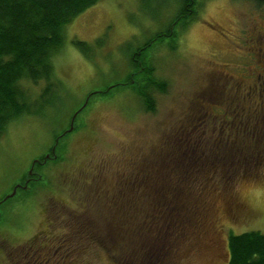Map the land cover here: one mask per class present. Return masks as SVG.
<instances>
[{
    "label": "rangeland",
    "instance_id": "1",
    "mask_svg": "<svg viewBox=\"0 0 264 264\" xmlns=\"http://www.w3.org/2000/svg\"><path fill=\"white\" fill-rule=\"evenodd\" d=\"M172 2L99 0L67 25L64 49L54 63L59 89L0 138V229L9 232L0 233V264H146L139 252L126 253L124 240L123 246L108 242L115 235H107L99 223L113 218L107 197L125 194L158 161L170 170L172 180L165 185L175 184L178 202L186 203L182 213L164 212L165 221L149 227L146 222L159 219L163 209L150 210L148 200L132 214L129 208L117 212L128 226L133 220L129 238L137 240V250L146 253L155 242V264H225L229 233H264V165L254 166L237 154L228 161L214 155L221 137H236L235 126L220 117L232 120L233 102L247 92L239 79L250 80L257 65V44L249 40L258 41L264 32V3L205 0L198 17L176 38H154L169 26ZM73 39L90 46L87 57L71 45ZM147 40L152 41L144 58L166 84L165 92L155 94L153 110H143L144 97L129 88L111 90L92 97L70 123L91 92H102L131 72L130 55ZM42 86L28 85V96L35 99ZM68 125L73 128L64 135ZM199 138L204 154L196 159L203 163L187 167L190 158L180 149L182 141ZM46 154L42 172H31L39 186L17 188L5 199ZM60 155L65 159L56 163ZM142 183L147 184L145 177ZM163 199L162 207L169 201ZM235 207L238 211L230 215ZM40 231L47 246L25 253L18 243L29 247Z\"/></svg>",
    "mask_w": 264,
    "mask_h": 264
},
{
    "label": "trees",
    "instance_id": "2",
    "mask_svg": "<svg viewBox=\"0 0 264 264\" xmlns=\"http://www.w3.org/2000/svg\"><path fill=\"white\" fill-rule=\"evenodd\" d=\"M98 1L99 0H0V138L12 124L17 123L18 120H21L26 115L35 113L40 100L48 98L49 95L55 92V89H59L60 80L55 72L54 63L59 52L64 49L66 42L65 29L73 19L95 5ZM204 1L205 0H173L172 5L175 9L170 24L164 30L155 33L154 38H176L179 32H183L188 25L198 17V10L202 6L201 2ZM250 1L258 5L264 3V0ZM149 41L152 40H147L146 43H143L132 52V55H130L131 72L121 77V79L118 80L119 82L108 85L102 92L92 93L88 99L87 105L90 104V99L92 97L106 95L110 93L111 90L116 91L129 88L131 92L137 96L141 95L144 97V103L142 105L143 110H153L155 94L165 92L166 84L163 80L159 79L158 76H154V67L150 64L148 59L144 58L146 50L150 47ZM70 43L86 57L87 53L91 50L86 42L73 39ZM101 44L102 41H97V45ZM170 44V49L173 50L175 48V43L173 42ZM138 60H142L143 64L139 65ZM138 75H141V77ZM140 78H143L141 82L142 85L136 87L134 82ZM31 83L34 85L43 84L35 99H31L32 95L28 96V92H26L27 86ZM236 94L238 93L236 92ZM111 95L112 94H109V97ZM233 104L234 107L231 110L234 114L233 117L237 120H234L232 125V121L227 125L235 126L233 132L236 134V137H232L230 140L225 141V137H221L220 142L217 143L214 155H225V159L228 161L231 155L234 156L237 154V156H244V161H252L251 163H254V166H262L264 165V98L258 94L244 93V95H241V98L239 95ZM226 128L229 127L226 126L225 129ZM238 133L241 140L237 137ZM200 139L201 138H199V141H189L188 143L182 141L184 146L180 149H182L185 157L190 158V160L186 162L190 163V165L185 164V166L191 167V164H193L195 166L199 165L200 167L203 163V159H196V154H204V152H199L198 150L200 149L199 146H202ZM50 152H53V149L49 150V154ZM188 154H194V157L191 158ZM260 157H262L263 161ZM44 158L45 155H42V158L33 165L32 171H36L37 169L42 172V165L48 162L47 160L45 161ZM64 159L65 158L60 155L57 157L58 161H55L58 163L60 160ZM34 176L33 174L31 178L34 179ZM39 177V179H41L40 175ZM143 177L147 179V184L142 183ZM141 178L139 182L138 179H135L134 186H131L129 188L130 190L124 191L125 194L122 192L119 196L107 197L110 198V200H107L110 205L109 214H113V218L108 219L110 223L100 222L99 224L101 225L100 229L104 230L107 235H115V239L112 240L110 237L111 240L108 239V242L118 243L123 246L124 240V249H126V253L129 252L134 254L139 252L136 255L138 256L140 254L139 257L143 259L142 263L155 264V255L152 253L155 251V242L153 246H148L146 253L137 250V240L134 242L129 238L132 236L133 232H135L132 227L133 220L131 219V223L128 226V220L120 218L117 214L118 210L129 208L132 214L133 211H138L137 207L140 203H144L145 200H148L147 202L151 205V207L149 206L150 210L157 211L163 209L158 215L159 219L155 221V218H150L148 222H146V226L150 227L154 226L156 223L161 224V222L165 221L164 217L162 219L160 216L164 212L170 216L179 215L178 213H182L183 211L182 206L186 203L183 201L180 205V202H178L176 197L179 195L176 194L178 190L175 184L165 185L169 179L172 180L170 170H165V167L162 163H159V161L156 169L149 170L148 173ZM24 179L25 175L22 177L21 183L24 182ZM39 181L40 180L36 183H34V181H29L28 185L29 187L31 185L30 188L33 189L34 186H39ZM180 181L181 178L176 179L174 182ZM42 186L45 187L44 185ZM140 187H143V189L140 190ZM138 191H140V193ZM135 192H137L138 195H134ZM30 196L33 197L32 195ZM148 198H150L151 201ZM160 199H169V201L167 200L164 202L167 207L159 205ZM185 209L187 208L185 207ZM113 223L116 227L113 226ZM87 227L89 228L88 224ZM3 230L4 229H0V233H2ZM6 231L7 228L4 232ZM6 234H9V232H6ZM43 235L44 233H41V231L37 233L28 241L29 247H26L27 242L18 244L22 245V249L25 247V253L29 249L35 248L37 245L40 247L43 245L47 246L46 241H48V238L46 235L45 237ZM226 245L227 261L225 264H264V233L258 231H249L239 234L229 233ZM147 254L150 257H146ZM138 261H140V258Z\"/></svg>",
    "mask_w": 264,
    "mask_h": 264
},
{
    "label": "flooded vegetation",
    "instance_id": "3",
    "mask_svg": "<svg viewBox=\"0 0 264 264\" xmlns=\"http://www.w3.org/2000/svg\"><path fill=\"white\" fill-rule=\"evenodd\" d=\"M261 34L262 35H259V37L257 38L258 41L255 42L256 38H251L249 40V42H253L254 44H257L256 56H258L257 61H256V64H257L256 67L253 66L250 73L248 74V77L251 76V78L249 80V78L247 79L245 77L244 79L240 78L239 80L241 82L240 84H242V86H244L245 89L247 90V92H245V93H248V94L253 93L254 95L258 94L259 96H263V98H264V32L263 33L261 32ZM254 44L250 47L251 52H252V49L255 47ZM249 46H250V44H249ZM227 118L226 117H220V121L224 124H226V123L229 124V122L232 121L231 122V125H232L233 121L237 120L234 117L232 120H228ZM46 156H47V154L45 155V158H44L45 160L48 159V156L47 157ZM36 162H38V161H35V163ZM26 180L29 183V181L33 182L34 179L27 178ZM236 211H238V210H236V207L228 210L230 215L231 214L233 215V213H235Z\"/></svg>",
    "mask_w": 264,
    "mask_h": 264
},
{
    "label": "water",
    "instance_id": "4",
    "mask_svg": "<svg viewBox=\"0 0 264 264\" xmlns=\"http://www.w3.org/2000/svg\"><path fill=\"white\" fill-rule=\"evenodd\" d=\"M93 93H95V92H93ZM92 94V92L90 93V95ZM90 95H89V97H90ZM88 97L86 98V100L84 101V104L77 110V112L73 115V117H72V120H71V123H72V121L74 120V118L76 117V115L82 110V109H84L85 107H86V105H87V103H88ZM72 128H73V126L72 125H70V127L64 132V134H66V133H69L71 130H72ZM47 157V156H46ZM29 174H31V170H29L28 172H27V175H29ZM27 184H28V182H27V180L24 182V185H17L16 187H14V189H13V191L9 194V195H7L6 197H5V199H9V198H12L14 195H15V193H16V189L17 188H21V189H27L28 188V186H27ZM3 202V201H2Z\"/></svg>",
    "mask_w": 264,
    "mask_h": 264
}]
</instances>
